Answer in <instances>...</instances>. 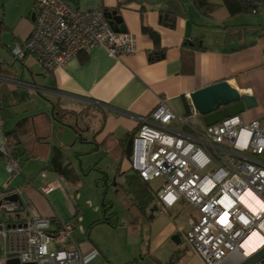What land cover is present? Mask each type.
I'll return each instance as SVG.
<instances>
[{
  "label": "crops",
  "instance_id": "crops-1",
  "mask_svg": "<svg viewBox=\"0 0 264 264\" xmlns=\"http://www.w3.org/2000/svg\"><path fill=\"white\" fill-rule=\"evenodd\" d=\"M13 1L0 0V75L60 91L62 96L0 82V148L7 145L20 165L19 173L11 175L0 156V199L17 193L23 203L21 211L0 204V219L18 222L43 216L50 219L51 228L61 221H73V239L81 250V261L75 264H129L136 259V249L158 264H204L184 239L195 214L188 216L186 227L168 215L172 207L159 212L154 197L142 213L134 206L123 187L125 176L131 173L129 156L118 140L137 130V117L146 115L160 97L184 115L190 93L219 81L254 98V106L238 114L243 121H264V11L230 15L222 0H209L218 4L209 15L201 13L192 0H67L82 10L116 11L126 32L136 38V51L113 57L95 46L49 70L31 54L20 60L11 58L13 41L26 38L33 26V0H16L14 8ZM165 13L174 19L172 27L161 22ZM142 25L157 33L158 43ZM53 103L82 112L78 120L73 118L80 135L53 118ZM15 105L18 112L11 117L9 108ZM87 110L91 115L85 117ZM90 153L99 159L113 156L118 177L114 184L130 200V225L119 223L111 206L106 214L115 213V218L109 217L114 224H93L103 218L102 202L92 206L84 201L76 169L85 172L81 161ZM44 183H53L54 188L43 193L39 186ZM149 211L150 235L136 248V241L129 239L137 233L133 221ZM157 215L169 219L156 227ZM173 235H178L179 242ZM163 248L166 254L160 256ZM173 254L177 256L171 260Z\"/></svg>",
  "mask_w": 264,
  "mask_h": 264
},
{
  "label": "built area",
  "instance_id": "built-area-1",
  "mask_svg": "<svg viewBox=\"0 0 264 264\" xmlns=\"http://www.w3.org/2000/svg\"><path fill=\"white\" fill-rule=\"evenodd\" d=\"M245 2L252 13L264 11V0ZM32 12L30 34L11 46L13 60L31 54L52 70L95 46L113 57L136 51L135 36L114 30L102 9L82 10L67 0H33ZM0 82L62 96L60 91L4 75ZM137 121L129 170L149 185L158 211L178 203L195 209L184 239L204 264H235L249 256L252 252H245L243 242L251 231L264 238V121L245 122L230 115L206 125L191 102L188 111L179 115L164 97ZM0 156L7 173H19L20 165L7 145L0 148ZM153 182L158 183L155 190ZM53 188V183L39 186L43 193ZM244 196L260 206L253 210ZM73 230V221L51 228L50 219L43 216L18 222L0 219V261L79 263L81 250L75 246ZM254 264H264V258Z\"/></svg>",
  "mask_w": 264,
  "mask_h": 264
},
{
  "label": "rangeland",
  "instance_id": "rangeland-1",
  "mask_svg": "<svg viewBox=\"0 0 264 264\" xmlns=\"http://www.w3.org/2000/svg\"><path fill=\"white\" fill-rule=\"evenodd\" d=\"M7 3L13 0H5ZM16 4V0L13 1L12 7L14 8ZM261 12V11H260ZM11 108V109H10ZM9 108L11 117H15L16 113L18 112V106H12ZM85 113L84 116L87 117L89 114L91 115V111H83ZM77 147L78 144H75ZM74 146V147H75ZM73 147V148H74ZM72 148V150H73ZM72 154V153H70ZM112 155H107L105 158L99 159L98 155H93L92 153L88 155H84L81 161V166L85 169V172H79L80 168L78 169L79 177L81 185L79 187V191L82 193V197L84 198L85 202H91L92 206L95 204L100 206L101 202L107 203L111 210H114L117 215V219L120 222H125L126 225H130L129 222L132 220V214L129 212V196L126 195L118 185H115L114 182L117 180L118 177H115V167L114 161L112 160ZM125 163L122 161V165ZM78 165V166H77ZM77 167H80V164H76ZM151 187L155 190L158 187L157 182L151 183ZM153 201V200H152ZM94 204V205H93ZM155 205L152 204L151 206ZM150 211L146 214V216H142L140 219L134 220L133 226L136 228L137 233L135 236L130 237V242L136 241V248L141 246V243L144 245L146 243V239L148 238V215ZM171 214V218L174 222L178 224H183V226L187 225L188 216L194 215L195 210L192 206L185 204V203H178L169 210L168 215ZM154 220V226L158 227L163 225L166 220L169 219L167 215L159 216ZM187 227V226H186ZM185 227V228H186ZM140 228L141 232H140ZM181 236V235H180ZM182 245H184L183 239ZM187 244V243H186ZM188 245V244H187ZM144 251H139L136 249L135 254V261L134 259H130L129 264H158L154 257L151 255L145 254L142 255ZM160 256H163L166 253L165 249H161ZM163 254V255H162ZM142 255V256H141ZM132 258V257H131ZM128 264V263H127Z\"/></svg>",
  "mask_w": 264,
  "mask_h": 264
},
{
  "label": "water",
  "instance_id": "water-1",
  "mask_svg": "<svg viewBox=\"0 0 264 264\" xmlns=\"http://www.w3.org/2000/svg\"><path fill=\"white\" fill-rule=\"evenodd\" d=\"M109 23L116 31H126L121 23V17L116 11L104 12ZM31 20H34V13H31ZM190 101L206 125L220 121L230 115H238L246 108L254 106V98L247 94H240L234 87L226 81H219L211 85L202 87L190 93ZM13 205L14 211L23 210V203L17 193H11L0 199V204ZM172 239L179 242L178 235H173ZM264 258V246L256 248L249 256L235 264H254ZM5 264H26L20 263L17 258H8Z\"/></svg>",
  "mask_w": 264,
  "mask_h": 264
},
{
  "label": "trees",
  "instance_id": "trees-1",
  "mask_svg": "<svg viewBox=\"0 0 264 264\" xmlns=\"http://www.w3.org/2000/svg\"><path fill=\"white\" fill-rule=\"evenodd\" d=\"M196 8L203 14L209 15L211 12L218 6L217 3L211 2L209 0H192ZM223 5L227 8L230 15L237 14L239 12H250L251 8L249 7L245 0H222ZM161 22L166 24L167 26L172 27L174 25V19L169 17L167 13L161 15ZM142 30L148 33L154 40L155 43H158V35L152 29L147 28L146 26L142 25ZM162 56V53L160 54ZM188 103L186 102V107H188ZM82 112H75L73 110L62 109L58 103H53V118L63 125L70 126L77 135H80V130L78 129L77 125L73 123V118L80 116ZM135 132L126 133L123 137H121L119 141V145L124 149L125 154L127 156L130 155L131 151V144L132 138ZM124 190L125 192L131 196V200L134 206L137 208L139 212H144L145 208L152 202L153 195L150 187L146 182H143L134 172L127 174L125 176L124 182ZM103 208V218L96 220L93 224L97 222H107L111 225L114 223L110 221L109 217L112 216L115 218V213L110 212L106 214L109 209V205L107 203L102 202ZM112 217V218H113ZM177 254H173L171 260L174 259Z\"/></svg>",
  "mask_w": 264,
  "mask_h": 264
},
{
  "label": "bare ground",
  "instance_id": "bare-ground-1",
  "mask_svg": "<svg viewBox=\"0 0 264 264\" xmlns=\"http://www.w3.org/2000/svg\"><path fill=\"white\" fill-rule=\"evenodd\" d=\"M243 199L245 200L247 205L253 210L257 209V205L260 206V203L256 199H250L247 196H244ZM262 242H264V238H262L256 230L251 231V233L243 242L245 252L250 253L254 251L256 248L259 247V245H261Z\"/></svg>",
  "mask_w": 264,
  "mask_h": 264
},
{
  "label": "flooded vegetation",
  "instance_id": "flooded-vegetation-1",
  "mask_svg": "<svg viewBox=\"0 0 264 264\" xmlns=\"http://www.w3.org/2000/svg\"><path fill=\"white\" fill-rule=\"evenodd\" d=\"M75 118L77 119V118H79V117L77 116V117H75ZM81 118H82V117H81ZM77 120H78V119H77Z\"/></svg>",
  "mask_w": 264,
  "mask_h": 264
}]
</instances>
